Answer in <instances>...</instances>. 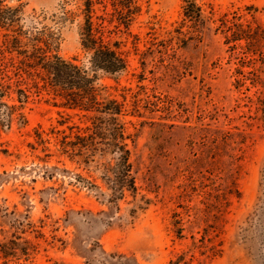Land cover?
<instances>
[{"label":"rangeland","instance_id":"rangeland-1","mask_svg":"<svg viewBox=\"0 0 264 264\" xmlns=\"http://www.w3.org/2000/svg\"><path fill=\"white\" fill-rule=\"evenodd\" d=\"M196 2L207 17L215 9L216 23L184 22V0H139L129 29L118 0L94 6L95 24L128 60L122 74L98 72V83L127 95L130 111L141 101L125 119L138 191L114 203L99 166L118 155L87 166L62 153L93 115L17 75L20 31L29 50L46 33L59 56L89 66L83 1L6 0L21 14L0 28L13 88L3 102L22 106L28 123L16 116L8 126L0 109V264H264V36L229 42L220 21L264 31V0Z\"/></svg>","mask_w":264,"mask_h":264},{"label":"trees","instance_id":"trees-1","mask_svg":"<svg viewBox=\"0 0 264 264\" xmlns=\"http://www.w3.org/2000/svg\"><path fill=\"white\" fill-rule=\"evenodd\" d=\"M80 1H83L82 14L85 15V24L81 33L82 48L90 54L89 66L79 65L77 59L66 60L59 56L57 51L53 50L52 36L46 33H39L34 38H29L33 43L29 50L28 44L23 43L22 40L26 33L20 31L18 37L13 39L19 56L23 57L16 66L17 75L22 72L28 77L40 78L44 82L43 88L49 90L55 98L63 100V105L93 115L91 127L83 133L79 131L74 139L68 140L69 137H65L61 141L62 153L73 160L79 159L87 166L97 162L98 157L104 158L107 154L118 155L115 163H102L99 166L102 170V178L111 191V202L117 203L127 194L135 196L138 191L130 161L131 144L135 143L136 135L129 132L125 119L127 116L141 114V101L135 96L136 100L130 111L127 95L124 96V101H119L107 94V87L99 85L98 72L117 76L127 70L128 60L122 50V43L107 39L104 23L96 25L94 22V6L99 0ZM5 2L6 0H0V28L14 29L19 22L21 7L6 8ZM184 3V22L216 23L217 13L213 7H210V16L207 17L196 0H184ZM114 7L119 14L121 24L127 29L141 11L139 0H118ZM100 20L103 22L105 18ZM220 21L227 28L229 42L246 40L249 46L256 45L264 36V31L261 29L252 34V30L245 29L242 24L227 26L229 23L227 20ZM14 65L12 61L11 66ZM8 68L7 65L0 68V109L5 108L7 112L5 121L8 122V126L12 125L16 116L20 124L27 125L26 116L20 112L22 106H10L3 102L5 97L11 96L13 89L6 81V79L11 80ZM35 86L40 88L38 82H35ZM17 93L28 98L23 90H18ZM20 103L23 102L20 100ZM87 182L93 186L91 182Z\"/></svg>","mask_w":264,"mask_h":264}]
</instances>
